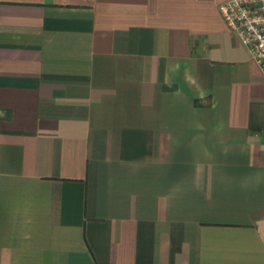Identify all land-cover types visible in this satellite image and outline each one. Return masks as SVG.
Segmentation results:
<instances>
[{"label": "crops", "instance_id": "obj_1", "mask_svg": "<svg viewBox=\"0 0 264 264\" xmlns=\"http://www.w3.org/2000/svg\"><path fill=\"white\" fill-rule=\"evenodd\" d=\"M227 0H0V264H264V78Z\"/></svg>", "mask_w": 264, "mask_h": 264}, {"label": "built area", "instance_id": "obj_2", "mask_svg": "<svg viewBox=\"0 0 264 264\" xmlns=\"http://www.w3.org/2000/svg\"><path fill=\"white\" fill-rule=\"evenodd\" d=\"M219 9L228 27L248 46L264 78V0H227Z\"/></svg>", "mask_w": 264, "mask_h": 264}]
</instances>
